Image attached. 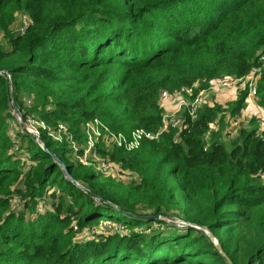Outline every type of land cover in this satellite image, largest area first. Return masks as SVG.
I'll list each match as a JSON object with an SVG mask.
<instances>
[{"label":"trees","instance_id":"16d2710c","mask_svg":"<svg viewBox=\"0 0 264 264\" xmlns=\"http://www.w3.org/2000/svg\"><path fill=\"white\" fill-rule=\"evenodd\" d=\"M20 13L32 20L24 35L11 30ZM1 34L0 264H264V136H257V120L225 143L222 124L205 150L210 125L224 110L239 114L247 91L226 105L203 106L177 143L171 129L136 151L112 150V160L140 175L136 184H99L100 175L70 163L66 148L42 136L90 193L26 137L35 165L23 171L10 124L17 107L50 126L67 124L79 140L82 125L96 118L116 132L157 131L162 92L208 89L260 65L264 0H0ZM25 97H33L30 107ZM257 104L264 108V69ZM45 195L58 207L37 213ZM100 206L122 212L127 221L111 220L129 235L81 243L71 217L80 229L94 226L103 219L94 212ZM173 217L189 227L159 219Z\"/></svg>","mask_w":264,"mask_h":264},{"label":"built area","instance_id":"2783aa9c","mask_svg":"<svg viewBox=\"0 0 264 264\" xmlns=\"http://www.w3.org/2000/svg\"><path fill=\"white\" fill-rule=\"evenodd\" d=\"M17 28L12 32L24 35L32 20L26 14H16ZM14 23V26L16 24ZM0 45L5 43V35H0ZM259 66L252 68L251 72L244 77L226 76L214 81L208 89H200L199 84L192 87L183 88L180 91L161 93L159 105L163 109L160 128L157 131H148L144 128H136L130 133L113 131L109 126L96 118L85 122L81 127L82 139H76L70 127L67 124L59 123L56 126H50L47 122L37 118L33 114L21 112L16 107L12 108V127L13 151H17L20 159V165L23 171L30 170L35 162L28 150V142H23V137L31 139L44 149L41 141L42 136H46L51 142L62 146L67 150V157L70 163L81 165L82 167L92 169L96 174L105 178H111L125 185L136 184L141 181L140 175L132 170L125 169L122 165L111 159L110 152L115 148L133 152L141 148L145 141H160L161 137L171 129L177 131L175 143L179 142L180 135L188 130L190 125L196 121L199 111L203 106H214L211 101V95L221 90H233L238 95L247 91L246 103L252 105L257 110V116L254 117L258 123L257 136H264V108L257 104L258 101V83L264 69V54L259 53ZM170 102H176L174 109L166 110L165 105ZM23 103L30 107L33 104V97H25ZM246 108L239 114H232L224 110L205 136L207 150L210 146L211 138L214 132L221 131L220 142L225 143L234 140L239 135L241 128H248L249 122H244L246 117ZM253 119V118H252ZM23 177V176H22ZM264 180V174L261 175ZM58 207V202L53 203L49 196L45 195L37 199V213L53 212ZM145 213L150 214L151 211ZM169 222H174L179 229L189 227L185 222L168 218H159ZM71 223L76 232V239L79 238H100L109 235H119L124 237L129 235L130 230L123 224L111 219H101L96 225L80 229L75 217H71ZM159 225L153 226L158 228ZM147 233L150 230L146 231Z\"/></svg>","mask_w":264,"mask_h":264},{"label":"rangeland","instance_id":"374dc122","mask_svg":"<svg viewBox=\"0 0 264 264\" xmlns=\"http://www.w3.org/2000/svg\"><path fill=\"white\" fill-rule=\"evenodd\" d=\"M16 28H17V22H16L15 26L13 24V26L11 27V30L13 29V31H16ZM2 42L3 41H0V43H2ZM221 91H224V90H221ZM55 146H57V145H55ZM58 148L64 149L62 146H59V145H58ZM35 150H36L35 146H33L32 147V151L34 152ZM85 170L87 171V173L93 172L92 169L85 168ZM97 181H98L99 184H101L103 186L106 185L105 184L106 183V178L103 177V176H97ZM17 185H19V183H17ZM19 200L20 199H18V196H15L13 205L14 206L18 205L19 204ZM94 212L100 214L101 218H103V219H109L110 218V219L118 220V221H121V222L127 221L126 216L122 212H120L119 210H117L115 208H110L108 206H100L99 208H96ZM173 219H174V217H173ZM173 219L170 218V221H175ZM152 225L153 226H155V225L157 226V225H160V224L157 223V221H154V223H152ZM95 240L96 241H100L101 239H99L97 237L90 238V239L79 238V241H81V243H85L86 241H95Z\"/></svg>","mask_w":264,"mask_h":264},{"label":"water","instance_id":"95a60500","mask_svg":"<svg viewBox=\"0 0 264 264\" xmlns=\"http://www.w3.org/2000/svg\"><path fill=\"white\" fill-rule=\"evenodd\" d=\"M16 108H17V107H16ZM41 141H42L43 144H44V149H45V151H46L48 154H50V155L52 156V158L54 159L55 163L58 164V165L62 168V170H63V172H64V174H65L66 179H67L69 182H71V183H73L74 185H76L79 189H81V190L84 191L85 193H90V191H89L88 189H86L85 187H83L81 184H79V183L74 179V177L72 176V173H71V170H70L69 166H68V165H67V164H66V163H65L60 157H58L57 155H55L54 153H52V152L50 151V149L47 147V144L43 141V139H42ZM95 197H96L99 201H101V202H104V203L110 204V203L104 201V199H103L102 197L98 196V195H95ZM110 205H111V204H110ZM156 218H157V217H156ZM172 219H173V218H172ZM173 220H177V219L174 218ZM199 229H201V228H199ZM204 230H205V232L210 236L211 240L214 242V244L216 245V247H217V249L220 251V253L224 254V253H223V250H222V247H221V245L219 244L218 240L213 236V234H212L208 229H204ZM227 263H228V264H233V262H232L229 258H227Z\"/></svg>","mask_w":264,"mask_h":264},{"label":"crops","instance_id":"0c3cea01","mask_svg":"<svg viewBox=\"0 0 264 264\" xmlns=\"http://www.w3.org/2000/svg\"><path fill=\"white\" fill-rule=\"evenodd\" d=\"M238 94L233 91V90H224V91H217V92H214L212 95H211V101L212 103H218V104H222V105H226L227 103L229 102H233L235 101L237 98H238ZM176 105V102H170V103H167L165 105V108L166 110H172L174 109ZM246 117H245V121L244 122H249L252 120V118L256 117L257 116V110L255 109L254 106L252 105H249L248 103H246Z\"/></svg>","mask_w":264,"mask_h":264}]
</instances>
